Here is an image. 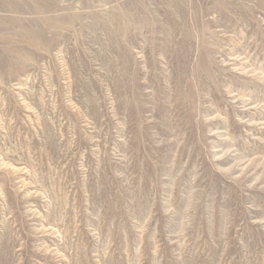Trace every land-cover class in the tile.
<instances>
[{
	"label": "rangeland",
	"instance_id": "1",
	"mask_svg": "<svg viewBox=\"0 0 264 264\" xmlns=\"http://www.w3.org/2000/svg\"><path fill=\"white\" fill-rule=\"evenodd\" d=\"M0 264H264V0H0Z\"/></svg>",
	"mask_w": 264,
	"mask_h": 264
}]
</instances>
